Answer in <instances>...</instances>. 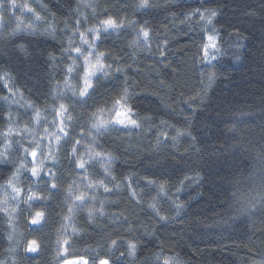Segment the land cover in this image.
Returning a JSON list of instances; mask_svg holds the SVG:
<instances>
[{"label":"clouds","instance_id":"9594fccd","mask_svg":"<svg viewBox=\"0 0 264 264\" xmlns=\"http://www.w3.org/2000/svg\"><path fill=\"white\" fill-rule=\"evenodd\" d=\"M223 12L183 0H0V240L16 238L0 250L11 264L49 250L59 264L65 243L91 264H205L195 241L264 216V91L259 102L220 97L224 73L253 59L250 33L221 23ZM241 17L264 28V0ZM188 33L187 78L150 91L125 72ZM252 72L264 77V64ZM225 113L224 141L210 149L204 128ZM255 232L237 264H264V227Z\"/></svg>","mask_w":264,"mask_h":264},{"label":"trees","instance_id":"16d2710c","mask_svg":"<svg viewBox=\"0 0 264 264\" xmlns=\"http://www.w3.org/2000/svg\"><path fill=\"white\" fill-rule=\"evenodd\" d=\"M254 2H256V0H183V3L193 6L197 4L202 6L207 5L209 7L223 5L224 12L221 17V23H224L226 26L237 24V26L242 27L243 30L250 33L251 55L253 59H251L241 71L233 73L231 70H228L224 73L225 78L220 85L219 92L222 99H235L240 102H259L261 99L260 93L264 91V77L260 76L258 73L254 75L252 72V69L256 65L264 64V51H262V49H264V28L260 26L258 21H247L243 23L238 21V18H240V20L243 19L241 13L244 9ZM146 15L151 16V14ZM152 22L154 24L161 23L157 18H152ZM163 23H167V21L165 20ZM189 37H191V39H189ZM174 39L179 41V43L170 50L165 48L163 50V56L160 54L149 56L146 59H142L141 63L138 65L130 68L126 67L125 72H129L133 75L138 73L144 78L146 83L151 85L150 91L155 88L157 83H164L172 76L182 75L184 78L190 76L191 73L188 69L187 61L190 63L195 33H188L187 35L181 34ZM136 46L137 45H133V47ZM142 55L143 54H138V58ZM182 68L184 69L183 73H181ZM209 73H211V70H209L207 75H209ZM249 81H255V83L249 87ZM165 92H168L167 88L159 92L153 91V95L159 99L164 96ZM172 93L179 96L181 95V90L175 88L172 90ZM170 102L173 104L175 103L172 99H170ZM189 103H192V101H189L185 97L184 106ZM226 118L227 113L222 114L220 117H214L217 126L213 128L209 125L204 128L205 138L208 141L206 146L210 149L218 147L219 144L224 141L219 126ZM241 131L246 132L247 129L242 127ZM227 166V161L221 165V167L224 168H227ZM230 224L232 225L231 228L222 226L213 230L212 235L195 241L194 246L203 252L202 259L205 264H237L239 259L245 257L247 251L244 247L239 245H252L253 242L258 240L260 234L255 232V229L264 227V216L244 217L243 220L230 222ZM15 242V237L11 243L0 240V248L5 247L6 244L8 247H11ZM77 247H79V245H77ZM19 251V248H17V252L12 255L19 258ZM69 253L70 255H76L70 249ZM55 255L54 251H46L41 258H38L37 264H55L52 260V257ZM248 255L251 254L248 253ZM7 257L8 254L0 250V259H4L5 264H11ZM25 258L35 259V257ZM57 259H59V257H57Z\"/></svg>","mask_w":264,"mask_h":264},{"label":"snow or ice","instance_id":"6c2138e0","mask_svg":"<svg viewBox=\"0 0 264 264\" xmlns=\"http://www.w3.org/2000/svg\"><path fill=\"white\" fill-rule=\"evenodd\" d=\"M103 23L105 26H115V22L112 19L105 20V21H103ZM143 35L145 38H147L148 33L144 32ZM215 47H216L215 39L213 37H209L208 42L206 44H204L202 47V52H203V55H204L206 61L209 60L208 49L215 48ZM160 55L161 56L164 55L163 51H161ZM98 67H103V65L100 63L99 60H97L96 63H90L88 65L86 74L91 75L92 73H94L95 71L98 70ZM118 71H119V69H118ZM213 77H214V73H212V72L209 73V75H208L209 81H211L213 79ZM86 83H87V81H86ZM124 115H125L124 111L117 113L118 117H123ZM119 122L124 123L125 121L123 119H121ZM127 122L132 123V124L135 123V121H131V120H129ZM37 215H39V214H37ZM34 245H35L34 241L29 242V246H28L27 250L29 252L36 251V248L34 247ZM58 257H59V259H58L59 264H89L88 259L83 255H70L69 248H68V245L66 243L62 244L61 247L59 248ZM99 264H108V261L106 259H103L99 262Z\"/></svg>","mask_w":264,"mask_h":264},{"label":"rangeland","instance_id":"374dc122","mask_svg":"<svg viewBox=\"0 0 264 264\" xmlns=\"http://www.w3.org/2000/svg\"><path fill=\"white\" fill-rule=\"evenodd\" d=\"M89 264H91V262L89 261Z\"/></svg>","mask_w":264,"mask_h":264}]
</instances>
